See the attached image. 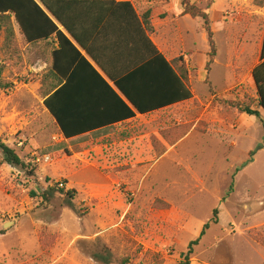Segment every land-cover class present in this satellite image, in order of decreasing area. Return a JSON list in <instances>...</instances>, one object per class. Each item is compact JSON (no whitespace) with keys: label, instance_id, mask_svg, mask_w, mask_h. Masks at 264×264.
<instances>
[{"label":"rangeland","instance_id":"obj_1","mask_svg":"<svg viewBox=\"0 0 264 264\" xmlns=\"http://www.w3.org/2000/svg\"><path fill=\"white\" fill-rule=\"evenodd\" d=\"M188 2L209 18V67L204 19L182 2L180 14L162 5L159 16L193 99L71 140L44 106L50 50L27 44L14 17L0 22V140L24 162L13 166L0 150V264H102L93 253L106 250L109 264H181L206 224L191 264H264L253 237L264 240V111L258 119L228 104L258 109L264 0ZM215 4L221 25L209 16Z\"/></svg>","mask_w":264,"mask_h":264},{"label":"trees","instance_id":"obj_2","mask_svg":"<svg viewBox=\"0 0 264 264\" xmlns=\"http://www.w3.org/2000/svg\"><path fill=\"white\" fill-rule=\"evenodd\" d=\"M39 1L51 16L36 0H0V22L11 25L10 21L14 17L27 44L49 41L54 36L58 39L60 46L52 52V63L42 79L43 96L45 108L54 118L61 135L66 140L86 136L112 124L134 119L137 114L148 115L193 99V92L187 84L182 60L176 59L173 63L168 62L145 35L143 28L144 38L151 51L150 62L155 68L153 74L156 80L152 83L160 88L157 93H146L140 86L136 85L138 76L142 74L143 69L146 67L142 68L143 64H137V62L129 59V54H119L116 57L108 54L102 57L96 53L95 48L88 45L85 40V32L77 30L72 22L74 3L70 0ZM188 1H182L185 13H191L194 17H201L205 22V30L211 49L209 67L216 56V44L210 28L209 18L198 8L191 6ZM111 2L116 4L115 0H111ZM117 5L129 8L139 24L135 11L129 3H118ZM144 17L148 27L147 30L152 32L153 27H151V23L148 20L150 14ZM55 20L86 51L108 80L113 83V86L58 28ZM6 30V43L8 45L13 40L14 30L12 26H9ZM146 61H149V58ZM2 72L3 70L0 66V88L3 87ZM252 78L257 91L258 109H253L251 103L247 102H228V104L243 114L260 119V113L264 111V38L261 46L260 62L252 70ZM81 81H92L100 84L108 92L106 94L110 95L104 94L95 99L85 97L83 94L77 95L75 86ZM164 87L165 89H163ZM107 100L110 102L115 100L113 108L108 107L103 102ZM184 134H180L179 137H183ZM174 143L169 142V145H174ZM155 146L157 150L158 147H161L157 153V156H161L165 152V148L160 146V144H155ZM0 150L4 154L7 163L17 167L24 166V162L17 153L1 140ZM58 192L62 193L63 190H58ZM67 196L69 197V202L74 200L73 191L68 192ZM217 216L218 210H215L212 219L215 223L218 222ZM208 228V224L204 225L199 237L189 244L181 264H191L194 247L199 244ZM253 237L264 247L263 239H259L255 235ZM105 252L106 254L94 252L93 259L102 264H109L111 254L108 250ZM126 263L124 260L123 264Z\"/></svg>","mask_w":264,"mask_h":264},{"label":"crops","instance_id":"obj_3","mask_svg":"<svg viewBox=\"0 0 264 264\" xmlns=\"http://www.w3.org/2000/svg\"><path fill=\"white\" fill-rule=\"evenodd\" d=\"M42 8L48 12L39 0H36ZM74 3L72 11V22L77 30L85 32V40L89 46L95 48L96 53L104 57L110 55L113 57L119 54H129V59L137 62V64H143V72L138 76L136 80V85L140 86L144 92L153 93L160 90L159 86L152 83L155 82L154 77V65H151V51L148 48V43L144 38L142 28L145 35L153 43L155 48L165 57V59L173 63L178 57L177 53L172 50L169 44L164 41V34L161 31L162 26L166 25L169 20L168 17L161 19L160 6L166 5L169 9L167 14L171 16L181 13V2L182 0H115L116 4H112L111 0H70ZM162 1H165L163 3ZM118 3H129L135 14L137 20L133 17L131 10L125 6L117 5ZM217 4V3H216ZM209 10V16L212 24H220V21H214L211 17L214 13L215 6ZM179 13V14H180ZM50 15V13L48 12ZM150 14L148 20L153 27V31L149 32L147 30V24L145 23V17ZM51 16V15H50ZM182 17L175 18L172 24H176L181 21ZM58 28L71 40V42L80 50L81 54L100 72V74L113 86L104 73L99 69L96 63L91 59V57L84 51L77 41L70 35V33L55 20ZM264 38V36H263ZM263 41V39H262ZM45 45L50 50L51 63H52V52L59 48V41L54 36L49 41H41L37 44L29 45ZM262 46V42H261ZM149 58V61H146ZM154 60V59H153ZM50 63V65H51ZM148 63V64H147ZM140 65V66H141ZM148 65V66H147ZM147 69V70H145ZM254 69V68H253ZM115 88V87H114ZM105 88L100 84L92 81H81L75 86V92L77 95L83 94L85 97H90L92 99L98 98L106 94ZM165 89V87L163 88ZM117 91V89H115ZM119 93V91H117ZM120 94V93H119ZM194 95V94H193ZM111 97V96H109ZM114 102L103 101L108 107L113 108ZM190 101V100H189ZM189 101L181 102L170 107H166L154 113L166 111ZM151 113V114H154ZM150 115V114H148ZM146 116L137 114L134 119L119 122L110 125L109 127H104L97 131H94L88 135L98 134L104 131L118 129L124 125L130 124L137 120L139 117Z\"/></svg>","mask_w":264,"mask_h":264},{"label":"built area","instance_id":"obj_4","mask_svg":"<svg viewBox=\"0 0 264 264\" xmlns=\"http://www.w3.org/2000/svg\"><path fill=\"white\" fill-rule=\"evenodd\" d=\"M50 159H51L50 157H47L45 160L48 162V161H50ZM60 186L63 187L62 184H60Z\"/></svg>","mask_w":264,"mask_h":264}]
</instances>
